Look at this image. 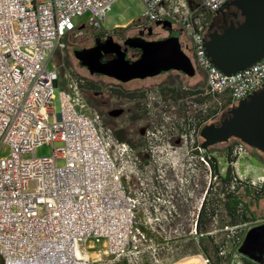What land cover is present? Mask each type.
Here are the masks:
<instances>
[{
	"label": "built area",
	"instance_id": "obj_1",
	"mask_svg": "<svg viewBox=\"0 0 264 264\" xmlns=\"http://www.w3.org/2000/svg\"><path fill=\"white\" fill-rule=\"evenodd\" d=\"M114 1L0 0V147H8L0 156L1 264H141L145 255L152 264L161 263L164 247L154 240L179 216L177 206L149 184L151 170L145 167L142 173L131 148L104 132L99 113L84 97L85 78L56 62L68 41L83 31L110 35L113 29H104L103 23ZM142 1L144 11L135 26L170 20L181 34L180 48L203 73L201 92L209 100L202 109L211 101L231 107L263 86L264 54L232 74L223 73L206 55L209 18L229 0ZM85 13L84 21L76 23ZM56 99L58 112L52 106ZM222 114L214 111L212 120ZM44 145L50 153L37 156L36 149ZM200 158L208 172L198 209L208 190L217 192L219 174L227 167L230 189L264 192V174H255L252 153L242 141L232 144L228 158L211 151ZM150 185L155 191L145 190ZM197 217L196 212L195 232ZM263 222L240 225L245 234ZM92 242H102V248L90 254ZM180 249L182 245L165 249L164 258L174 259ZM239 253L231 254L230 264H239Z\"/></svg>",
	"mask_w": 264,
	"mask_h": 264
},
{
	"label": "flooded vegetation",
	"instance_id": "obj_2",
	"mask_svg": "<svg viewBox=\"0 0 264 264\" xmlns=\"http://www.w3.org/2000/svg\"><path fill=\"white\" fill-rule=\"evenodd\" d=\"M213 16L215 28L222 32L240 15L234 6L224 5L213 13ZM133 28L134 32L128 38H140L145 41L166 39L170 36L171 30V28L156 23L139 28L134 25ZM115 34L117 33L112 30L109 36L113 42L119 43L121 48L125 49V59L129 62L137 59L141 50L129 47L125 44L127 38L117 39L114 37ZM105 39L106 37H103L100 32L95 31L93 40L89 44L73 48V51L92 47L97 41L103 43ZM70 42L69 40L66 48L69 47ZM115 57L114 53H106L101 56V61H110ZM189 59L194 68L193 75H187L180 70L169 69L151 77L136 78L142 80L139 82L133 81V79L121 81L107 75L90 73L100 77L101 85L99 90L92 88L84 90L86 101L90 105L99 102V115L104 132L118 133L121 139L116 136L115 138L126 143L135 153L143 174L145 167L159 169L160 166H167L164 164V159L169 153H179L181 149L185 152L188 135L194 136L195 142L199 146L203 141L199 135L202 128V85L199 79L194 81L191 86H187L186 81H184V78H193L197 71L200 74L203 73L197 69L190 57ZM85 80L86 86H88L89 80ZM145 80L147 81L144 82ZM237 141L239 139L232 137L227 142L232 145ZM248 148L253 151L254 159L258 165L264 162L263 152L256 148ZM195 152L201 156L202 150ZM168 174L172 175L171 172ZM183 209L180 210L185 214ZM199 213H201V207L197 210L198 216ZM250 253L257 255L255 249ZM243 260L247 263L264 264V255L261 257V261L257 262L247 255L239 253V264H242Z\"/></svg>",
	"mask_w": 264,
	"mask_h": 264
},
{
	"label": "water",
	"instance_id": "obj_3",
	"mask_svg": "<svg viewBox=\"0 0 264 264\" xmlns=\"http://www.w3.org/2000/svg\"><path fill=\"white\" fill-rule=\"evenodd\" d=\"M225 5L234 6L242 21L235 25L230 23L221 33L210 32L214 25L210 23L204 47L213 65L225 74H232L257 62L264 54V0H229ZM162 25L171 28L167 21ZM125 44L139 48L140 56L127 61L125 49L113 42L111 36L103 43L97 41L92 47L76 49L73 54L89 73L103 74L121 81L151 77L169 69L194 74L193 65L180 48L177 37L158 41L127 38ZM106 53H114L116 57L102 62L101 56ZM199 135L203 139L201 148L227 142L233 137L264 153V84L228 108L218 123L205 124ZM262 236L264 223L250 227L237 248L238 252L260 262L264 255ZM253 249L257 255L250 253Z\"/></svg>",
	"mask_w": 264,
	"mask_h": 264
},
{
	"label": "rangeland",
	"instance_id": "obj_4",
	"mask_svg": "<svg viewBox=\"0 0 264 264\" xmlns=\"http://www.w3.org/2000/svg\"><path fill=\"white\" fill-rule=\"evenodd\" d=\"M143 11L144 4L142 0H115L111 5L110 10L106 14V20L103 23V28L107 30L113 29L114 32L117 33L114 35V37L117 39L128 38V36L134 32L133 26L135 25L136 20L141 19ZM86 16L87 14L85 13L82 16L76 18V23H81L84 21ZM166 21L172 26L169 37L174 36L179 40L181 38L179 31L173 27L170 20ZM94 32L95 31L92 29L85 30L81 35L71 39L69 47L66 48L64 55H58L56 57V62H64L66 66H70L76 73L89 80L88 87L99 90L101 85L100 77L91 75L89 71L79 63L73 54V48H79L83 45H87L93 40ZM101 34L103 35V33ZM52 62L53 61L49 62V66ZM197 79H199L203 87L205 84V79L203 74H200L199 71H197L193 78H184V81H186L187 86H191V84H193ZM133 81L140 82L142 80L133 79ZM146 81L147 80L144 82ZM52 106L54 107V112H58L59 102L57 99L53 102ZM91 106L100 114L99 102L93 103ZM226 110L227 109L225 107H216V103L211 101L207 105V108H203L201 121L204 118V115L211 113V111L225 114ZM213 119L216 120L217 117H214ZM195 145H197V142H195V137L188 135L186 139L185 152H183L181 149L179 153H169L167 156H165L166 158L164 159V164L167 166H160L159 169H151L150 167L148 168L149 171L151 170V172H149L146 177H152L153 179V181H149V184L152 182L158 186L157 191L159 194L169 197L172 200L171 203L177 206V211L180 213L179 216L173 217L170 220V222L164 227V231L160 230L159 233H156L157 237L154 241L159 243L160 247H164V249H162L160 252V264H208L205 261V258L203 257L197 244L195 243L197 231L195 232L193 229V223L196 219V212L200 204L199 196L203 190L200 188V186L202 185L203 188L205 187V175L208 172V170L204 167L203 161L200 158V154L195 152L197 151V149L194 148ZM7 148V145H2L0 147V156L7 153ZM226 148L227 144L220 142L211 150V152L222 157L226 154ZM249 151L252 153V158L249 159V163L254 167H259L260 165L258 166L257 161L254 159L253 151L250 149ZM49 153L50 146L45 145L38 147L35 151L37 156ZM221 161L224 162L223 165H226L224 159ZM183 162L185 163L184 165L182 164ZM261 165H264V162H261ZM212 170H214V167H212ZM168 172H171L172 175H169ZM175 173L177 175H174ZM196 182L199 184L198 188L194 185ZM221 185L222 183L219 181L217 184L218 188L216 193H212L213 191L208 190L205 200L202 203L200 214L202 216L201 226L203 227V231L205 230V232H208H204L202 237L204 239L208 236L211 242L206 250L207 256L212 264L213 261H221V264H230L231 254L238 248L244 237V226L240 225L243 220L232 224L226 220L219 219L221 215H225V212L222 209L221 211L218 210L216 205V199L220 195L219 187ZM149 189L150 191L153 190L151 185L145 186L146 191L149 192ZM154 194L157 195L156 193ZM170 195H172L174 199L172 196L170 197ZM215 196H217V198H215ZM179 197L182 198L181 201L177 200ZM182 208H184L183 210H185V214L181 212L180 209ZM215 210H217V215H214ZM233 225L238 226L230 228ZM262 238L264 239V236H262ZM92 244L93 247L87 249L91 254H93L92 251H99L102 248V242H92ZM178 245H182V249L178 251L180 252L178 256H175L174 259H172L173 257L171 256L164 258L165 255H163V251L165 249L170 247L174 248ZM219 249H223L225 251L224 256L217 254ZM152 262H154V260H149L147 255H145L142 258L141 264H152Z\"/></svg>",
	"mask_w": 264,
	"mask_h": 264
},
{
	"label": "trees",
	"instance_id": "obj_5",
	"mask_svg": "<svg viewBox=\"0 0 264 264\" xmlns=\"http://www.w3.org/2000/svg\"><path fill=\"white\" fill-rule=\"evenodd\" d=\"M242 21V17L239 16L238 18H236L234 21H232L231 23L232 24H237L239 22ZM214 23L215 20H214V16L211 15L210 18H209V24L210 23ZM208 24V26H209ZM212 31H216L218 33H221L220 31H218L216 28H215V23L213 25V27L211 28L210 32ZM208 33V32H207ZM91 87H88L86 86L85 89H90ZM209 100V97H206V96H203L201 97V103H205L206 101ZM226 106V102L222 103L221 105H218L219 108H222V107H225ZM230 107H227L226 109H228ZM203 110V109H202ZM226 112V111H225ZM203 113V112H202ZM212 116H214V111H211V113L209 114H206L204 115V118L202 119V122H201V126L203 127L205 124L207 123H210V122H214V123H218L224 116V114L222 115H219V117L216 119V120H212ZM210 119V120H209ZM114 136L118 137L119 139H121V137L118 135V133H113ZM223 144H227V148L225 149L226 150V154L224 155L225 158H228V155H229V152H230V148L232 147L231 144H228V142H221ZM217 144L219 143H216L214 145H211V146H208L206 148H201L202 150V153H207L209 151H211ZM250 147V146H248ZM253 148V147H252ZM227 161V159H226ZM212 164H213V161H212ZM213 167L215 168V165H213ZM216 170V168H215ZM230 173H229V168H227V170H225L224 173H221L219 174V181H221L222 185L219 187V197L216 199L217 200V207H218V210L221 211V209L225 212V215H221L220 216V220H226L227 222L229 223H236L237 221H240V220H243L245 219V216L243 214V202L241 200H239L236 196V191H237V188L239 186H235L233 189H230ZM263 192H261L260 194H262ZM258 195V193H255ZM201 213H199V216L197 217V221H196V231H197V235H196V244L198 246V248L200 249L201 253L203 254V256L205 258L208 259V262L209 264H212L210 262V259L208 258L207 256V247H209L210 245V239L209 237L207 236L206 238L203 239V234L200 235L199 233H204L205 230L203 231V227L201 226V222H202V216L200 215ZM201 216V217H200ZM217 262V261H216ZM215 261H213V264L216 263ZM219 262V261H218ZM217 262V263H218ZM117 264H127L124 260L122 261H119L117 262Z\"/></svg>",
	"mask_w": 264,
	"mask_h": 264
},
{
	"label": "crops",
	"instance_id": "obj_6",
	"mask_svg": "<svg viewBox=\"0 0 264 264\" xmlns=\"http://www.w3.org/2000/svg\"><path fill=\"white\" fill-rule=\"evenodd\" d=\"M259 166V165H258ZM260 167V168H259ZM259 167L255 166V174H264V165ZM259 169V170H258ZM253 175L252 173H250ZM236 196L243 202V214L245 216L244 221H254L264 218V192L262 194H255L254 190L249 187H238ZM242 264H253L251 262L246 263L244 260Z\"/></svg>",
	"mask_w": 264,
	"mask_h": 264
},
{
	"label": "bare ground",
	"instance_id": "obj_7",
	"mask_svg": "<svg viewBox=\"0 0 264 264\" xmlns=\"http://www.w3.org/2000/svg\"><path fill=\"white\" fill-rule=\"evenodd\" d=\"M90 253V252H89ZM91 254V253H90Z\"/></svg>",
	"mask_w": 264,
	"mask_h": 264
}]
</instances>
